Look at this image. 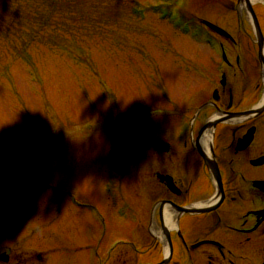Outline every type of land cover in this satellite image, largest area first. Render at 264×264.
<instances>
[{"label": "rangeland", "instance_id": "obj_1", "mask_svg": "<svg viewBox=\"0 0 264 264\" xmlns=\"http://www.w3.org/2000/svg\"><path fill=\"white\" fill-rule=\"evenodd\" d=\"M174 1L189 19L239 27L238 14L224 8L232 0ZM151 2L158 0H0V254L11 252L10 264L37 252L35 264H124L125 242L147 240L133 212L145 211L159 189L154 154L145 161L143 145L151 147L161 108L183 109L178 98L194 67L213 65L203 37L158 19ZM133 5L147 17L133 14ZM162 87L178 91L171 103L160 97ZM30 172L82 206L31 177H14ZM141 188L152 193L148 200Z\"/></svg>", "mask_w": 264, "mask_h": 264}, {"label": "flooded vegetation", "instance_id": "obj_2", "mask_svg": "<svg viewBox=\"0 0 264 264\" xmlns=\"http://www.w3.org/2000/svg\"><path fill=\"white\" fill-rule=\"evenodd\" d=\"M229 5L239 14V2ZM237 19L220 36L226 58L189 88L188 131L180 138L173 124L168 150L154 152L159 195L142 210L147 240L124 264H264V109L245 113L264 96V67L249 18Z\"/></svg>", "mask_w": 264, "mask_h": 264}, {"label": "water", "instance_id": "obj_3", "mask_svg": "<svg viewBox=\"0 0 264 264\" xmlns=\"http://www.w3.org/2000/svg\"><path fill=\"white\" fill-rule=\"evenodd\" d=\"M248 5L250 6V2H248ZM251 8V7H250ZM252 15H253V12H252ZM254 16H255V14H254ZM255 20H256V17H255ZM256 24H257V22H256ZM259 39H260V45H262V42L264 41V38H263V35H261V33L259 32Z\"/></svg>", "mask_w": 264, "mask_h": 264}]
</instances>
